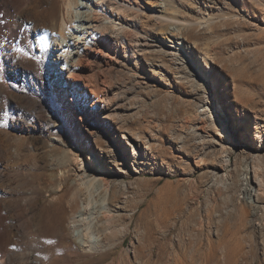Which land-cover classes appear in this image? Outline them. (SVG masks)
I'll list each match as a JSON object with an SVG mask.
<instances>
[{
  "label": "rangeland",
  "instance_id": "374dc122",
  "mask_svg": "<svg viewBox=\"0 0 264 264\" xmlns=\"http://www.w3.org/2000/svg\"><path fill=\"white\" fill-rule=\"evenodd\" d=\"M22 1L14 0L16 6ZM78 1L81 8L71 24L66 26L67 38L63 39L58 30H54L50 48L41 59L27 57L21 60L29 72L43 75L48 87L46 91L35 90L30 79L22 86L10 78L9 74L14 69L11 66L17 61L0 69V84L11 92L9 101L12 106L15 105V109L21 106L29 112L27 131L22 132L11 124L12 137L8 139L12 149L18 147L21 152L17 165L20 168L19 177H26L27 192L31 193L36 185V161L31 152L34 150L56 157L62 154L70 159L69 162L62 161L58 167L54 168L52 157L49 156L48 160L39 162L45 166L47 174L61 176L63 172L69 175L62 193L75 190L80 179L84 181L87 178H95L101 187L99 191L103 192L106 181L105 207L113 208L110 204L114 203L109 204L108 197L112 190H116L115 183L121 176L113 174L95 153L99 141L112 142L113 134L104 127L100 128L99 123L89 122L82 112L69 110L65 113L57 102L60 89L54 82L59 78L50 70L49 59L62 50L60 57L67 69L73 68L88 84L96 78L100 86L103 84L101 81H104L105 86L111 85L108 86V106L118 100L111 97L116 83L128 91H124L125 99L117 103L125 102V106L133 108L128 111L129 116H126V111L123 112V118L135 114L138 116L137 122L136 117L126 125L147 136V141L153 146L148 154L151 153L154 158L144 159L141 169L136 171L131 165L133 171L124 178L125 183H130L126 190L128 202L124 207L127 211L132 210V216L125 221L123 243L112 245L108 242L102 251L80 248V238H73L77 236L71 233L69 227L70 204L65 200V203L60 201L59 209L51 207L44 213V221L55 214L60 224L45 235L42 255L46 256L50 252L57 254L63 264H81L88 260L98 264H171L178 263L174 257L180 258L182 255L183 263L264 264V191L247 202L243 192L250 176L252 180L254 171L264 180V0H170L173 4L170 14L190 21L195 27L188 30L189 39L184 43L185 48L183 46L178 52L182 60L176 59L173 63L170 56H166L167 63L162 66L139 63L140 58L134 62L137 53L141 55L138 50L137 53H129L130 58L124 60L122 68H118V62L121 61L115 56L123 53L120 44L102 43L103 56L100 57L97 52L99 46L94 44L93 35L85 38L78 32L88 24L83 19L84 11L90 12L88 0ZM138 2L143 9L149 10L156 4L155 0ZM58 13L59 16L65 14L61 0ZM203 17L209 21L197 24L198 19ZM151 24L148 34L165 39L167 43L172 33L181 36V33L187 32L173 26L161 30L156 23ZM82 41L88 42L93 50L92 68L85 64L86 60L79 68L74 66L73 62L84 46L79 47ZM203 53H207V56L204 57ZM110 62L113 66L107 68ZM200 72L205 78L200 76ZM188 73L195 75L192 74L189 80L186 79ZM196 76L201 83L194 80ZM126 87L133 89L129 91ZM69 88L67 83V95ZM199 89L206 96L205 102L194 98ZM196 102L198 104L194 106ZM209 117L219 121L217 130L203 124L209 121ZM17 118L14 115L12 120ZM42 125L45 129L39 134L37 131ZM86 126L99 127L102 133L97 135L94 129L92 131L96 134L89 136ZM196 135L200 137L199 140H195ZM210 135L213 138H209ZM17 136H27V146L18 144ZM181 136H187L186 141L179 142L178 137ZM120 138L122 140V136ZM202 143L204 149H201ZM224 147L229 151L223 153ZM76 154L78 160L83 161L85 170L73 161L72 156ZM198 155L205 159L203 164L195 163L199 159ZM211 169L217 171L216 176L211 173ZM227 185L232 187L228 190L225 188ZM57 194L43 192L39 200L53 202L52 198ZM207 196L209 200L212 199L209 217L205 207ZM24 200L19 199L17 204L0 196V252L5 257L11 255L9 262L4 264H16L15 256H12L14 254L31 252L32 246L21 235L15 244L10 245L13 233L5 229L6 225L12 226L14 223L12 229L15 228L16 232V228L24 221ZM120 223L121 220L117 221V226L110 223L106 234L114 233L117 239L122 237L124 232L120 230ZM77 224L80 228L83 225L80 221ZM207 237L217 240V259L205 261L201 258L200 254L207 251ZM196 238L202 240L203 246L199 250L194 247Z\"/></svg>",
  "mask_w": 264,
  "mask_h": 264
},
{
  "label": "bare ground",
  "instance_id": "6f19581e",
  "mask_svg": "<svg viewBox=\"0 0 264 264\" xmlns=\"http://www.w3.org/2000/svg\"><path fill=\"white\" fill-rule=\"evenodd\" d=\"M155 1V6H153V8L149 10L143 9L141 5H139L138 0H88V3L90 4V12L86 13V11H84L83 17L84 22L86 21V23L88 24L85 27L80 28L78 32L82 36L85 35V38L87 37V35H93L94 44L96 46H99L97 52L100 57L103 56V51H101V48L103 47L102 43L106 45H110L112 43L120 44L123 47V53H118V55H115L121 61L120 63L118 62V68H122V66L125 64V61L129 60L128 58H130V52L135 51L137 53L138 50L141 52V55L137 53L133 60L134 62H138V58H140L139 63L145 62L148 65L154 64L162 66V64L168 60H166V56H170V61H173V63L176 59L182 60V56H180L178 52L181 51V48L184 46L185 41H188L189 39L187 34L188 30L195 27L194 25L190 24V21L170 14L173 5L171 3L172 1ZM59 3L60 0H23L18 6H16L14 0H0V12L4 13V16L2 18L4 22L3 24H0V69H3L8 64H10L11 66L13 64V61H17V64H13L11 66L14 69L9 74L10 78L15 80L16 84L25 86L26 81L30 79V84H32L35 90H47L48 87L43 75H38L33 71L29 72V70L21 63V60L27 57H30L33 60L41 59L44 56L45 51L50 48V41L55 36L52 33V31L54 30H58L59 35L63 39L67 38L65 37V34L67 33H65L66 26L69 25L70 22H72V19L74 17H76V14L79 12L78 10L81 8V5L78 0H61V4L65 8V14L59 16ZM202 19L204 20L205 18L203 17L200 20L198 19L197 24H202L203 22L209 21L208 19H205L204 21ZM151 22L156 23L157 26L161 28V30L173 26L176 29L182 28L184 30H187V32L181 33V36H175L172 33V38L169 39V43H167L165 39L151 37V34H148V31H150L149 28L152 26ZM100 27L101 29H98ZM148 40H151L152 42ZM82 42L83 43L79 47L83 45L84 46L81 52L78 54L77 59L73 62L74 66L79 68L86 60L85 64L92 68L93 58H91V53L93 50L91 51L90 46H88V42ZM62 51H57V55H55L54 58H48L50 70L52 72H55L56 76L59 78L58 81L55 80L54 82L59 86L60 89L59 93L57 94V102L62 105L65 113H68L69 110L82 112L84 115H86L89 122L99 123L98 126H100V128L104 127L108 132L113 134L112 142H107L106 140L99 141L97 146L98 150L96 149L95 153L102 160V162H104V164L112 170L113 174L116 173L121 177L120 180L115 183L116 190H112L109 193V204L114 203L110 204V206L113 208L107 209L105 207L106 203H104L106 198L105 195H107V193L105 192V190L107 189V183L105 181L106 177H104L103 179L105 181H103V188H105L103 192L99 191V188L101 187L96 182L95 178H87V180L84 181H81L80 179L78 184H76V186L74 185L75 190L72 189L71 192L66 190L64 193H62L64 190V183L68 179L69 175L63 172L61 176L56 173L47 174L45 172V166L39 162L48 160V156L52 157V165H54L55 168L58 167L62 161L69 162L70 158L62 154L59 157H56L54 154L46 155L41 152L36 153L33 150L31 154L36 161V177L34 179L36 185L35 188L31 189V193H28L26 188L28 180L26 179V177H19L21 176L19 172L20 168H18L17 166L19 165L18 159L21 155V152L19 151L18 147L12 149L13 146L8 141V139L12 137L11 124L22 132L26 130V121L29 120V112L21 108V106H18L15 109V105L12 106V103L9 101V95L11 94V92H9L7 88H4L3 85L0 84V196L6 197L7 199H10L17 204L19 199H25L22 205V208L24 209V221L19 224V227L16 228V232L14 230L15 228L12 229V226L15 227L14 223L11 224L12 226L6 225L5 229L8 233H13V235L11 234L12 237H10V245L15 244L18 236L21 235L24 237L26 242L32 246L31 252L29 253H27L26 251H22L20 253L12 255L15 256L16 264L64 263H61V259L57 254L50 252L48 255L43 256L42 252L45 246V235L54 227L60 224L59 217H56L55 214L54 216L52 214V216H49L48 219L44 221V213L51 207H53L54 209H59L60 201L64 202L65 200H67V202L70 204L71 223L69 227L71 229V233L74 236H77L73 238H80V248L87 251H102V249L108 244V242L112 245L123 243L126 230L125 221L130 219L132 216V210L127 211L124 207L128 202L126 190L130 186V183L129 185L128 183H125L124 178L126 176H129L133 171H131V165L134 166L133 169L136 171L137 169H141L140 166L144 159L154 158L152 157L151 153L148 154L149 152H151L150 150L153 149V146L151 142L147 141V136L145 137L144 135H141V133L132 130L126 125L128 121L135 120L136 117L137 122L138 116L135 114L134 116L123 118V114H125L123 112L126 111V116H129L128 111L133 108L129 107V105H126V107L124 104L125 102L117 103V101H119L120 99H125L126 95L124 91L127 93L128 91L121 89L122 86L120 85V83L117 84L115 82L116 85H112L115 88L113 89V95L111 97H115L116 100H118L114 101L116 103H114L113 105L110 104L111 106H108V99H110V97L108 98V89L110 90L108 86L110 84H106L105 86L104 81H101L104 85L102 84V86H100L97 83L98 80L96 82V78L94 77L93 73L92 75L95 78L93 80L94 82L91 83V81L89 80L90 84H88V81H84L83 78H81L82 76H80L78 72H74L73 68L67 69L66 65L62 62L60 57ZM203 55L204 57H206L207 53H203ZM122 57H124V59H121ZM99 59L96 60L99 61ZM112 66L113 64L110 62L106 67L111 68ZM126 72L127 71H125V73ZM192 74L195 75V73H188L186 79H189ZM200 76H203L201 72ZM64 77H66V79L63 80ZM105 77L106 76H104V79H106ZM203 77L205 78V75ZM194 80H196L197 83H201V80H199L197 76ZM67 83L70 86L68 95L65 93ZM131 89H129V91ZM205 97L201 94V89H199V91H197L194 95V98L199 102H205ZM67 99H69L70 101H68ZM197 102L194 104V106L198 104ZM16 103H18V101ZM132 106L134 107V105ZM140 108H142V106ZM118 109H121L122 113L118 111ZM14 115L18 116L16 120H12ZM202 122L203 121H201V123ZM239 123H241V120H239ZM203 124L205 125V127L210 126V128L212 127L213 129H216V127L219 128L218 126H220L219 121L212 119V117H209V121L204 122ZM100 128L86 126L87 134L89 136H92L95 133H93L92 130L95 129L98 135L99 133H102ZM44 129L45 126L42 125V127L38 128L37 132L41 134ZM121 136L122 140L120 138ZM210 136L211 137L209 138H213L212 135ZM16 138V142L18 144L27 146V136H17ZM178 138L179 142H184L186 141L185 139L187 138V136H181ZM199 138L200 137L196 135L195 140H199ZM204 146L205 145H203L202 143L201 149H204ZM227 151L229 150L226 147L222 149L223 153ZM72 157H74V159H72L75 164H78L81 169L85 170L83 161H79L77 158L78 155L76 154ZM204 160V158L202 159L199 157V159H197L195 163L197 165H200L204 163ZM152 163H155V161H153ZM211 173L216 176L217 171L211 169ZM211 173L209 172V174ZM258 175L257 172L254 171L252 180L250 176V181H248L247 185L243 189L244 200L246 199V202L247 200L249 201L251 197L256 196L257 198L258 193L264 191V180ZM48 186H51L50 189H47ZM231 187L232 185L225 186V188H228V190ZM43 192H47L49 195L53 193L59 194H57L56 197L52 198L54 199L53 202L47 203L46 201L39 200V196ZM206 199L208 203H206L205 207L207 216L209 217L212 209V206H210V201L212 199L209 200V196H207ZM250 204L252 203L250 202ZM253 206L259 208L258 205L254 204ZM120 220V230L122 229V231L124 232L123 236L117 239L115 237L116 234L114 235V233H110V235L106 234L108 233L106 232V230L109 229L110 223L113 222V225L115 224V226H117V221ZM77 221L82 222L83 225L81 228L77 224ZM163 237L165 238L166 236ZM114 241H116V243H114ZM201 241V238L195 239L194 247H197L198 250L203 246ZM206 248L207 251L200 254L201 258H203V260L205 261H208L210 258L217 259V240L214 241L207 237ZM174 258L178 263L171 264H205L183 263V255L180 258ZM10 259L11 255L5 257L0 252V264L9 262ZM81 264L98 263H92L91 260H88L85 263Z\"/></svg>",
  "mask_w": 264,
  "mask_h": 264
},
{
  "label": "snow or ice",
  "instance_id": "6c2138e0",
  "mask_svg": "<svg viewBox=\"0 0 264 264\" xmlns=\"http://www.w3.org/2000/svg\"><path fill=\"white\" fill-rule=\"evenodd\" d=\"M3 16H4V13L3 12H0V24H3Z\"/></svg>",
  "mask_w": 264,
  "mask_h": 264
}]
</instances>
